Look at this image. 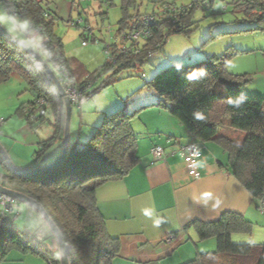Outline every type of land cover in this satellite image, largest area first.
<instances>
[{
	"label": "trees",
	"instance_id": "trees-1",
	"mask_svg": "<svg viewBox=\"0 0 264 264\" xmlns=\"http://www.w3.org/2000/svg\"><path fill=\"white\" fill-rule=\"evenodd\" d=\"M159 1L176 5L169 0ZM104 2L113 6V0ZM211 3H208L209 9ZM234 5L235 11L242 12L254 23L249 32H264V0H240ZM0 6L12 18L26 20L41 37L40 44L33 50L60 80L57 67H65L71 82L79 88L92 82V75H87L83 65L65 55L63 41L54 33L58 17L50 12L48 0H0ZM137 7V0H123L119 34L138 29L140 16L148 12L142 13ZM180 8L183 11L174 23L172 19L170 22L162 18L150 27L152 37L140 43L138 55L119 56L116 67L108 61L107 71L115 76L122 70L137 68L150 57V52L156 53L165 45L171 34L190 33L199 4ZM240 53L243 52L227 51L196 64H172L161 70L145 84V88L159 96L157 103L133 114L124 109L107 114L88 142L80 148L70 146L66 160L54 169L20 175L10 171L0 154L6 171V174L0 173V182L23 192L45 208L70 246L71 264H114L120 255L121 243L107 231L97 206L96 192L104 184L122 179L138 163L139 136L132 122L144 110L158 107L179 119L198 141L220 143L228 152L231 172L259 201V208L264 212V97L243 95L241 84L247 77L229 72V61ZM14 74L23 79L35 96L33 101L21 105L17 113L25 117L33 129L46 120L38 105L40 100L45 101L43 109L47 112L49 106L55 115V136L42 142L35 153V164L39 168L41 159L64 130L63 99L38 61L0 31V85ZM97 92L93 91L92 97ZM241 96L243 102L237 106L236 101ZM33 115H38L36 121L32 120ZM226 125L244 133L243 139L236 141L223 134L222 128ZM193 226L200 240L215 238L217 250L200 253L186 264H264V244L233 243L234 234L252 231V224L241 215L226 213L216 222H195ZM53 241L54 249L18 230L12 221L6 225L0 221V264H11L13 253L60 264L57 243L54 238Z\"/></svg>",
	"mask_w": 264,
	"mask_h": 264
},
{
	"label": "crops",
	"instance_id": "crops-1",
	"mask_svg": "<svg viewBox=\"0 0 264 264\" xmlns=\"http://www.w3.org/2000/svg\"><path fill=\"white\" fill-rule=\"evenodd\" d=\"M238 1L233 0V3ZM211 5L213 7V3ZM254 36L257 45L253 50L262 53H257L254 59H243L240 63H236V58H242L245 52L237 54L229 61L228 70L232 75L251 79L247 81L250 82L247 86H251V89H247L249 93L264 97V32H257ZM206 56V59L212 57ZM156 96L149 102H140L137 107L141 109L157 103L160 98ZM50 110L53 113L48 106L47 114ZM53 116L55 119L54 113ZM55 123L56 119L53 135L49 139L56 134ZM132 125L139 135L138 163L122 179L108 182L96 192L97 206L106 222L107 231L121 243L120 255L114 264H186L195 260L200 253L215 252L216 239L200 240L193 224L213 223L226 213L239 214L252 224L251 243H264V212L259 208V201L231 172L228 152L220 143L198 141L179 119L158 107L141 112ZM29 127L37 132V129ZM222 132L236 141L244 137V133L233 131L227 125ZM63 134L64 130L61 138H56L44 155L51 153L47 160L44 157L41 159L39 168L49 166L60 158ZM29 136L33 139L29 144L39 148L46 141ZM190 143L198 144L200 149L199 179L190 176L181 151V147ZM156 145L164 148L165 160L153 163L151 150ZM35 153L33 161L26 158L18 162L14 160V164L21 170L39 169L35 164ZM0 173L6 174L2 165ZM10 221L15 228L36 241L44 242L49 247L54 244L55 247L50 231L35 210L24 208L20 217H13ZM254 234H257V240ZM170 235L178 237L169 242L167 238ZM236 235L243 241L249 239L245 233ZM39 259L42 258L16 254L11 264H43Z\"/></svg>",
	"mask_w": 264,
	"mask_h": 264
},
{
	"label": "rangeland",
	"instance_id": "rangeland-1",
	"mask_svg": "<svg viewBox=\"0 0 264 264\" xmlns=\"http://www.w3.org/2000/svg\"><path fill=\"white\" fill-rule=\"evenodd\" d=\"M169 1L176 2L179 7L194 2V0ZM211 1L213 7L207 9L205 3ZM48 2L50 12L56 13L58 17L54 33L63 41L65 55L83 65L87 75H92L89 91L98 90L82 107H72L70 144L78 148L94 135L96 128L103 123L107 114L121 109L133 114L140 109L137 104L149 102L153 97H157L152 90L145 88V84L170 65L196 64L207 60L206 55L221 56L227 51L245 52L242 58H236V63L237 61L240 63L243 59H254L257 53H262L253 50L257 45L254 40L255 33L249 32L248 29L253 28L254 23L242 12L235 11L233 0H200L194 17L195 25L190 33L171 34L166 44L151 55L143 65L122 70L114 76L112 71L106 69V63L111 56V53H107L106 47L120 40L123 0H113V6H108L107 2L102 0H90L82 3L78 9L74 8L73 0H48ZM165 4L159 0H137L139 7L137 8L142 13H149L154 7L161 9ZM133 12L132 9L131 13ZM0 17H3L0 19V25L16 40L31 49L40 44L41 37L26 20L12 18L2 6H0ZM86 36L89 40L88 45L84 46ZM93 38H96L99 44L93 43ZM250 80L246 78V82L243 81L241 84L243 95H256L248 91L251 86H247L250 83L247 81ZM34 99L33 92L17 74L0 85V120H3L0 125V145L17 169L19 168L14 164V160L18 162L31 158L33 161L34 153L39 148L37 145L29 144L33 140L29 135H33L34 139L42 140H47L53 135L55 119L51 110L36 133L30 129L26 118L17 113L21 105ZM50 154L44 157L45 161ZM24 208L27 206L22 204L18 211L8 214L9 220L17 214L20 217ZM251 234L252 232L246 235L249 237ZM233 236L232 240L235 244H250L252 240L249 237L247 241H243L240 236L236 234ZM254 236L257 240V234ZM54 248L53 244L52 249ZM14 255L16 254H11L10 259H13ZM42 259L39 261L46 264Z\"/></svg>",
	"mask_w": 264,
	"mask_h": 264
},
{
	"label": "built area",
	"instance_id": "built-area-1",
	"mask_svg": "<svg viewBox=\"0 0 264 264\" xmlns=\"http://www.w3.org/2000/svg\"><path fill=\"white\" fill-rule=\"evenodd\" d=\"M77 1V2H76ZM90 0H73V6L75 9H78L80 5L84 2ZM103 2L106 0H102ZM195 4H199L200 0H194ZM192 5V4H191ZM189 5V6H191ZM205 7L208 9V3H205ZM182 8L177 5H171L170 3H166L161 9L154 7L151 13H146L140 16L138 21V29L132 31H124L119 34L120 40H116L114 44H110L106 47L107 53H111L110 59L108 60L113 67L117 66V60L119 56L126 55H138L140 53V49L138 48L140 43L146 39L152 37V33L150 32V27L158 22L162 18H168V21L172 23L174 19L178 18V14L182 12ZM87 37V36H86ZM89 38L85 39L84 46L88 45ZM92 42L95 44H99V41L96 38L92 39ZM153 52H150V56L153 55ZM58 74L61 77L62 85L65 89L66 95L69 98L72 106L82 107L90 98H92V93L89 91V87L91 83L87 86H83L82 88L77 87L71 82V77L68 70L65 67H57ZM39 108L41 109V114L46 115L47 112L43 109L46 104L44 100H40ZM38 115H33L32 120L36 121ZM3 123V120H0V125ZM181 151L184 155L185 163L188 167L189 174L194 179H199L201 174L199 172V164L198 161L201 157L200 149L198 144L190 143L189 145L181 147ZM151 155L153 158V163L161 162L165 160V150L161 146H154L151 150ZM21 202L18 200L7 196L0 195V221L2 225H6L9 222L8 214L15 213L20 209ZM14 217H18V214ZM178 236L170 235L167 238V241L172 242L176 240ZM51 264V263H49Z\"/></svg>",
	"mask_w": 264,
	"mask_h": 264
},
{
	"label": "water",
	"instance_id": "water-1",
	"mask_svg": "<svg viewBox=\"0 0 264 264\" xmlns=\"http://www.w3.org/2000/svg\"><path fill=\"white\" fill-rule=\"evenodd\" d=\"M0 31L38 61V63L41 65L45 73L50 77V79L56 86L58 92L60 93L63 99L65 113H66L62 153H61L60 158L55 163L49 166L43 167V168H39V169L19 170L12 164L10 158L8 157L7 153L4 151L1 145H0V154L3 157L4 161L6 162L10 171L20 174V175H33V174L42 173V172L54 169L58 167L59 165H61L66 160L69 149H70V125H71V119H72L71 102L66 95L65 89L60 79L55 74V72L51 69V67L47 64V62L33 49L26 46L24 43L16 40L1 25H0ZM0 195L10 196L18 200L19 202H21V204L26 205L27 207L35 210L39 214V216L42 218L46 227L48 228V230L50 231L51 235L53 236V238L55 239L57 243L60 264H71L70 258H69L70 251H71L70 246L65 242L64 236L61 230L59 229V227L55 224L53 219L50 217V215L47 213L45 208L40 203H38L36 200L29 197L28 195L24 194L23 192H20L18 190H15L13 188L3 185L1 182H0Z\"/></svg>",
	"mask_w": 264,
	"mask_h": 264
},
{
	"label": "clouds",
	"instance_id": "clouds-1",
	"mask_svg": "<svg viewBox=\"0 0 264 264\" xmlns=\"http://www.w3.org/2000/svg\"><path fill=\"white\" fill-rule=\"evenodd\" d=\"M3 17H0V19H2ZM243 102V97L241 96V97H239L238 99H237V101H236V104H237V106H239V104H241Z\"/></svg>",
	"mask_w": 264,
	"mask_h": 264
}]
</instances>
